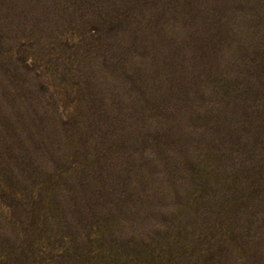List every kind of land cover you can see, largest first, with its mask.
<instances>
[{
  "label": "rangeland",
  "instance_id": "obj_1",
  "mask_svg": "<svg viewBox=\"0 0 264 264\" xmlns=\"http://www.w3.org/2000/svg\"><path fill=\"white\" fill-rule=\"evenodd\" d=\"M0 264H264V0H0Z\"/></svg>",
  "mask_w": 264,
  "mask_h": 264
}]
</instances>
